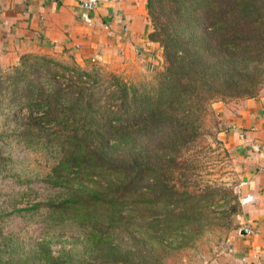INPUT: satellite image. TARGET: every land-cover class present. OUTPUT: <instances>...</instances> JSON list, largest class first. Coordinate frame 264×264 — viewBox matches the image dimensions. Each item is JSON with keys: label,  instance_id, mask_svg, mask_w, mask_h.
Returning a JSON list of instances; mask_svg holds the SVG:
<instances>
[{"label": "trees", "instance_id": "trees-1", "mask_svg": "<svg viewBox=\"0 0 264 264\" xmlns=\"http://www.w3.org/2000/svg\"><path fill=\"white\" fill-rule=\"evenodd\" d=\"M147 13L164 58L150 83L31 56L0 86V176L27 178L10 172L17 148L53 160L41 181L60 191L4 215L81 237L56 256L0 229V264H154L153 240L183 233L206 204L182 181V154L212 103L261 90L264 0H148Z\"/></svg>", "mask_w": 264, "mask_h": 264}, {"label": "crops", "instance_id": "crops-1", "mask_svg": "<svg viewBox=\"0 0 264 264\" xmlns=\"http://www.w3.org/2000/svg\"><path fill=\"white\" fill-rule=\"evenodd\" d=\"M0 0V74L26 55L50 56L85 68L137 71L146 62L163 66L162 48L149 39L148 0ZM144 70V69H143ZM217 138L241 163L240 227L209 264H264V85L252 99L213 103ZM245 231V234L242 232Z\"/></svg>", "mask_w": 264, "mask_h": 264}, {"label": "rangeland", "instance_id": "rangeland-1", "mask_svg": "<svg viewBox=\"0 0 264 264\" xmlns=\"http://www.w3.org/2000/svg\"><path fill=\"white\" fill-rule=\"evenodd\" d=\"M31 56L39 55L23 56L16 66L1 73L0 86H6V79L13 75L14 68L30 62ZM51 58L65 65H74L71 61ZM151 65H155L152 71ZM160 67L157 68L156 62L149 61L137 71L113 69L100 65L79 68L95 72L100 76L114 75L123 82L141 86L150 83L155 73L163 69L164 58L162 69ZM235 100L239 99L217 102L228 103ZM211 105L202 117L198 140L182 154V160L187 166L185 171L187 176L182 181L192 191L202 194L206 199V204L198 206V213H195L196 220L192 225L186 226L183 233H170L171 235L167 234V238L161 241L153 240L154 243L150 248L155 259L154 264H209L225 247L229 235L240 227L238 218L242 214V209L239 202V186L242 166L234 154L226 149L217 138L219 116L212 110ZM12 156L13 163L10 172L12 174L21 172L31 179V182L26 181V177H22L21 183L16 184L10 177L0 176V216L3 217L0 229L3 231L2 234L5 237L14 234L26 249L35 246L34 244L38 241L47 242L56 256L62 249L79 248L81 237L76 231L59 233L43 227L41 223L30 224L27 217L21 218L16 214L4 215L14 208L24 209L33 203L56 199L60 193L58 189L50 188L41 181V178L54 164L53 160L46 163L39 155L32 152H19L17 148L13 149Z\"/></svg>", "mask_w": 264, "mask_h": 264}, {"label": "built area", "instance_id": "built-area-1", "mask_svg": "<svg viewBox=\"0 0 264 264\" xmlns=\"http://www.w3.org/2000/svg\"><path fill=\"white\" fill-rule=\"evenodd\" d=\"M80 6L86 12H91L96 7V1H94V0H81ZM154 66L153 65L150 66L151 71L154 69ZM252 201H253V198L251 196H246V197L240 199V204L246 205V204L251 203Z\"/></svg>", "mask_w": 264, "mask_h": 264}, {"label": "water", "instance_id": "water-1", "mask_svg": "<svg viewBox=\"0 0 264 264\" xmlns=\"http://www.w3.org/2000/svg\"><path fill=\"white\" fill-rule=\"evenodd\" d=\"M242 234H245V231H243Z\"/></svg>", "mask_w": 264, "mask_h": 264}]
</instances>
